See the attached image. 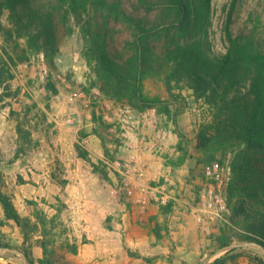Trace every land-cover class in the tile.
<instances>
[{"label":"rangeland","instance_id":"obj_1","mask_svg":"<svg viewBox=\"0 0 264 264\" xmlns=\"http://www.w3.org/2000/svg\"><path fill=\"white\" fill-rule=\"evenodd\" d=\"M228 1L214 0L217 51L228 23ZM134 2L124 0L128 12ZM246 15L245 9L234 13L230 28L236 30ZM131 28L121 23L119 38L129 39ZM61 29L54 63L38 52L19 64L11 82L19 95L0 107V190L27 218L22 225L8 219L0 204V241L12 246L0 247V264H24V249L35 264H212L219 258L223 264H264V249L243 239L246 221L232 222L228 216V223L207 232L189 205L197 203L200 160L234 165L244 146H222L210 135L200 136L211 118L208 106L189 89L174 88L170 95L164 70L150 71L143 91L163 100L157 106L170 113L150 109L143 116L134 110L132 129L123 136L119 118L125 102L92 86L96 76L84 54V31L75 24L71 34ZM48 82L56 93L46 89ZM127 164L150 175L169 166L166 189L177 198L169 212L156 202L144 208L133 202Z\"/></svg>","mask_w":264,"mask_h":264},{"label":"trees","instance_id":"obj_2","mask_svg":"<svg viewBox=\"0 0 264 264\" xmlns=\"http://www.w3.org/2000/svg\"><path fill=\"white\" fill-rule=\"evenodd\" d=\"M226 5L229 18L217 51L212 29L214 0H135L133 12L125 9L124 0H0V107L19 95V89L11 86L16 67L38 52L53 64L61 28L71 34L74 24L87 37L84 54L93 62L96 76L92 86L108 98L140 112L155 108L170 113L169 108L157 106L163 100L147 97L143 91L146 75L164 70L170 95L174 88L189 89L208 106L211 118L200 136L210 135V141L222 146H244L231 164L229 221H246L243 239L264 246V0H230ZM240 9L247 10L246 19L242 17L241 25L233 30L229 24ZM71 16L75 22L70 24ZM123 22L132 25L127 40L119 38ZM46 89L57 91L52 82ZM78 149L88 158L86 151ZM0 204L8 219L20 225L27 220L2 190ZM170 208V203L161 206L165 213ZM1 246L12 247L0 241ZM42 246L46 254L47 246ZM24 252L29 263L35 264ZM223 262L219 258L212 264Z\"/></svg>","mask_w":264,"mask_h":264},{"label":"built area","instance_id":"obj_3","mask_svg":"<svg viewBox=\"0 0 264 264\" xmlns=\"http://www.w3.org/2000/svg\"><path fill=\"white\" fill-rule=\"evenodd\" d=\"M156 110L155 108H150ZM147 109L142 115L146 116ZM134 109L125 103L120 109L119 121L123 128V136H126L132 129L134 119ZM161 167L158 172L152 175L143 169H133L127 164L125 173L131 180L126 182L128 195L131 196L133 202L140 206L147 207L151 203L156 202L159 206L172 205L174 197L166 189L168 180L166 170L170 169ZM202 173L201 186L197 190V203L193 205L194 215L201 228L207 232H213L217 224L228 222V216L231 213L229 205V188L233 179L232 166L229 162L212 161L203 162L199 165ZM162 170V172L160 171ZM133 172L135 176L132 177ZM167 179V180H166Z\"/></svg>","mask_w":264,"mask_h":264},{"label":"water","instance_id":"obj_4","mask_svg":"<svg viewBox=\"0 0 264 264\" xmlns=\"http://www.w3.org/2000/svg\"><path fill=\"white\" fill-rule=\"evenodd\" d=\"M251 244L258 245V246H260L261 248L264 249V247H263L261 244L257 243V242H256V243H251ZM232 247H233V246H232ZM8 249H9V248H8ZM23 260H24V264H29L25 256H23Z\"/></svg>","mask_w":264,"mask_h":264},{"label":"crops","instance_id":"obj_5","mask_svg":"<svg viewBox=\"0 0 264 264\" xmlns=\"http://www.w3.org/2000/svg\"><path fill=\"white\" fill-rule=\"evenodd\" d=\"M189 205L192 207V203H189ZM192 214L194 215L193 207H192ZM194 216H195V215H194Z\"/></svg>","mask_w":264,"mask_h":264}]
</instances>
